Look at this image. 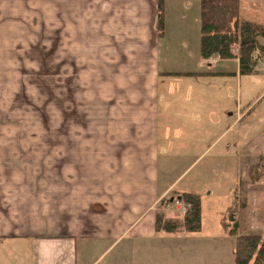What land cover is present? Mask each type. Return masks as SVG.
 <instances>
[{"label": "rangeland", "instance_id": "obj_1", "mask_svg": "<svg viewBox=\"0 0 264 264\" xmlns=\"http://www.w3.org/2000/svg\"><path fill=\"white\" fill-rule=\"evenodd\" d=\"M162 1L161 67L176 69L184 58L196 67L199 1ZM240 5L241 19L264 25V0H240ZM157 16V0H0V183L27 188L26 201L43 209L33 215H47L53 231L60 204L67 203L59 183H154V175L135 169L133 157L121 155L112 117L143 87L161 38ZM202 69L215 77L206 83L215 90L211 119L220 123L211 124L210 137L236 122L178 182L197 183L201 195V232L195 235L199 240L190 241L206 249L203 262L234 264L235 236L221 225L228 208L236 207L237 235L264 236V56L246 76L236 60L201 64ZM224 84L240 85L241 105L227 99L230 111L219 116L225 104L217 87ZM160 146L166 159L162 183L175 181L181 167L199 156L196 148L179 157L167 141ZM162 209L171 217L186 213L177 214L170 204ZM117 254L122 250L102 264L124 263Z\"/></svg>", "mask_w": 264, "mask_h": 264}, {"label": "crops", "instance_id": "obj_2", "mask_svg": "<svg viewBox=\"0 0 264 264\" xmlns=\"http://www.w3.org/2000/svg\"><path fill=\"white\" fill-rule=\"evenodd\" d=\"M161 39L156 42L143 87H138L139 93L138 89L134 91L131 100L122 102L121 114L112 117L118 124L116 139L123 149L121 155L133 157L135 169H141L149 178L154 175V183H59L67 203L60 204L55 231L44 219L47 215H33L36 208L43 209L31 199L26 201L27 188L20 187L22 190L17 191L13 183H0V264H102L117 249L123 253L117 254V260L125 261L121 264H193L192 260L205 264L206 249L190 241L199 240L195 235L201 231L184 232L188 236L181 239L157 233L155 217L163 212L162 203L178 194L201 197L197 183H179V180L209 154L236 120L220 135L210 137V127L220 123L216 118L211 119L215 90L206 83L215 77L199 67L224 60L200 58L194 67L184 58L185 62L178 68L163 70L158 46ZM217 88L223 92L219 96L225 104L219 116L230 111L227 103L232 97L237 107L241 105L240 85L238 89L235 84ZM203 138L208 140L204 147ZM164 141L168 149L179 151V157L193 148L199 156L181 167V176L175 181L162 183L160 169L166 159L160 154V145ZM139 157L145 159L140 162ZM174 162L171 161L172 166ZM172 168L167 167L166 171L171 172ZM209 195L212 196V191ZM98 205L101 210H94Z\"/></svg>", "mask_w": 264, "mask_h": 264}, {"label": "trees", "instance_id": "obj_3", "mask_svg": "<svg viewBox=\"0 0 264 264\" xmlns=\"http://www.w3.org/2000/svg\"><path fill=\"white\" fill-rule=\"evenodd\" d=\"M200 11V58L204 61L236 59L240 75H250L257 61L264 56V25L240 18V0H198ZM157 28L163 36V1L158 0ZM214 74V73H210ZM176 198L188 206L181 217L164 212L156 214L155 231L173 234L179 230L198 233L202 227L201 198L197 194L181 193ZM171 199L162 203V208ZM236 205V204H235ZM221 221L225 231L235 236L234 264H264V236L261 234L237 235L236 207L227 209ZM231 228V229H230Z\"/></svg>", "mask_w": 264, "mask_h": 264}, {"label": "built area", "instance_id": "obj_4", "mask_svg": "<svg viewBox=\"0 0 264 264\" xmlns=\"http://www.w3.org/2000/svg\"><path fill=\"white\" fill-rule=\"evenodd\" d=\"M170 205H173V207H174L176 213L179 214V215H181V214L183 215L184 212H186L187 209H188V206H187V205L183 206V205L180 203V201H179V200H176V199H172V200L170 201Z\"/></svg>", "mask_w": 264, "mask_h": 264}]
</instances>
